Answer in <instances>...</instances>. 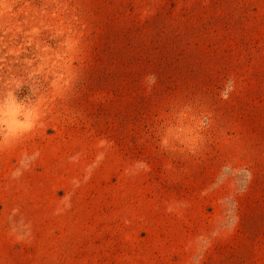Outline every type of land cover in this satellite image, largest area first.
<instances>
[{
    "label": "rangeland",
    "instance_id": "obj_1",
    "mask_svg": "<svg viewBox=\"0 0 264 264\" xmlns=\"http://www.w3.org/2000/svg\"><path fill=\"white\" fill-rule=\"evenodd\" d=\"M0 264H264V0H0Z\"/></svg>",
    "mask_w": 264,
    "mask_h": 264
}]
</instances>
